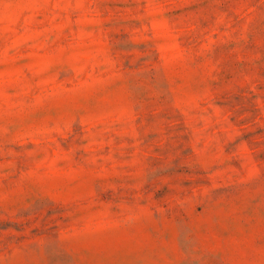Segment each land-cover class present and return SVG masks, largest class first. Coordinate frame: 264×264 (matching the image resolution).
Segmentation results:
<instances>
[{"label":"rangeland","instance_id":"obj_1","mask_svg":"<svg viewBox=\"0 0 264 264\" xmlns=\"http://www.w3.org/2000/svg\"><path fill=\"white\" fill-rule=\"evenodd\" d=\"M0 264H264V0H0Z\"/></svg>","mask_w":264,"mask_h":264}]
</instances>
